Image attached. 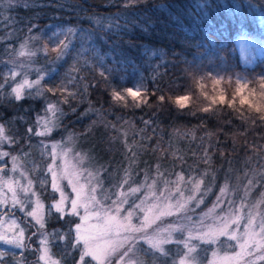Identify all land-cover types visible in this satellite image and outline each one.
<instances>
[{
	"label": "trees",
	"instance_id": "1",
	"mask_svg": "<svg viewBox=\"0 0 264 264\" xmlns=\"http://www.w3.org/2000/svg\"><path fill=\"white\" fill-rule=\"evenodd\" d=\"M20 5L4 13L10 21L0 23V52L16 56L23 38L39 41L33 60L42 67L37 72H44L40 89L55 100L59 96V127L98 155L107 190L147 178L173 182L182 174L202 182L212 178L216 187L223 181L245 183V193L264 204L260 112L193 115L168 99L196 91L198 82L210 91L211 81L201 79L209 74L243 82L264 77V0H20ZM68 28L79 38L61 57L45 38ZM243 38L263 48L252 61L239 53ZM83 49L89 51L81 55ZM137 79L147 103L112 99L113 88L123 91ZM7 87L0 90V106L8 114L7 101L23 112L27 99H5ZM50 87L57 91H47ZM69 236L71 230V244ZM73 249L78 255L79 246ZM67 254L59 257L72 264L75 255ZM166 258L158 254L155 264Z\"/></svg>",
	"mask_w": 264,
	"mask_h": 264
},
{
	"label": "rangeland",
	"instance_id": "2",
	"mask_svg": "<svg viewBox=\"0 0 264 264\" xmlns=\"http://www.w3.org/2000/svg\"><path fill=\"white\" fill-rule=\"evenodd\" d=\"M45 39L53 51L56 40L61 38L53 35ZM252 40L243 38L239 42L240 55L251 56L245 61H252L263 52L262 47L251 46ZM34 41L39 42L23 38L16 56H6L5 49L0 52V83L12 70L21 72L17 82L25 72L30 80L44 76L42 70L37 72L42 67L34 62L35 55L31 59L18 56L22 44L36 53L42 45L35 46ZM12 61H16L17 66ZM21 63L23 68L18 66ZM259 78L244 82L237 78L241 94L258 100L264 92L257 83ZM7 86L5 99L17 101L9 95L11 87ZM63 86L67 90L68 85ZM129 87L141 88V100L147 97L139 79L126 88ZM51 96L44 95L41 89L39 93L36 89H25L27 101L23 112H18L19 107L7 101L8 114L6 106H0V124L17 141L4 143L0 150L18 157L16 162H12L10 156L0 160V165L6 166L0 173V181H14L23 208L20 211V206L16 207L20 214L9 216V212H3L0 215V259L4 264L16 261L64 264L59 254L68 255L72 251L75 255L73 246L76 245L80 251L72 264H155L160 253L167 257L162 261L165 264H264V204L258 197L245 193V183L235 181L230 185L223 181L216 187L212 178L202 182L199 177L179 174L173 182L147 178L118 187L115 192L107 190L98 155L86 148L68 128L55 127L46 137L28 133L29 127L36 131V118L45 114L47 105L58 103L59 96H55L57 100ZM125 99L133 102L131 97L125 96ZM15 120L22 125L15 124ZM13 163L18 165L15 172ZM0 192L3 193L0 199L11 197L7 188L0 186ZM32 212L37 213V219H43V228L27 215ZM11 219H16L24 228L22 234L17 230L12 235L16 229L9 230V225L5 224ZM68 229L72 232L71 244H68ZM35 232L38 235H34ZM39 240L47 242L42 247ZM29 247L40 251H27ZM167 249L173 250L174 256L163 252ZM38 255L43 257L39 261ZM85 256L91 262L88 263Z\"/></svg>",
	"mask_w": 264,
	"mask_h": 264
},
{
	"label": "snow or ice",
	"instance_id": "3",
	"mask_svg": "<svg viewBox=\"0 0 264 264\" xmlns=\"http://www.w3.org/2000/svg\"><path fill=\"white\" fill-rule=\"evenodd\" d=\"M129 2L131 3L132 0H129ZM17 6H21L20 5V0H0V23H2L3 21H10L9 16L5 15L4 13L8 10H11L14 7ZM25 7H27V5H23ZM35 25H32V28H29V32L32 31L33 28H35ZM53 35H56V33H54ZM60 37H62V39H59L58 44L56 45V48L59 50V56H63L65 55L68 50L73 46L74 41L79 38L78 37V33L76 30H74L73 28H68L66 30H64L60 35ZM85 41H87L88 39H83ZM87 51H89V49H83V52L81 53V55H83L84 53H86ZM35 55V52H32L31 50L27 49L25 45H21L20 46V50L18 52V56L19 57H26L28 59H31L32 56ZM12 63L14 64V66L16 65V61H12ZM19 67L23 68L24 65L21 63L20 65H18ZM21 75L20 71H16V70H12L10 72V74H6L4 77V81L3 83H0V90H3L4 86L7 84L11 87V92L9 93V95L14 96L15 100L20 101L21 99L24 98L25 95V89H36L37 92L39 93L40 91V81L41 79H43V76L41 75L38 79L36 80H30L28 79V74L25 72L24 76L21 80H19L18 82L16 81L17 76ZM101 75H105V73H101ZM203 79V78H201ZM71 82V81H69ZM222 81L220 79H214L212 80V86L214 89H219L217 96L216 97H211V99H213V101L215 102L216 99H219L221 102H223L224 100V96H223V89L219 88V86L221 85ZM258 85L264 89V77H260L259 81L257 82ZM198 86L203 89L206 87L205 83H201L198 82ZM245 88H247V85L244 86ZM63 91V89H61ZM47 91L53 92L55 93L57 91V89L54 88H49L47 89ZM29 95H31V93H28ZM206 94V93H205ZM69 95H72V93H69ZM143 93L141 91V88L138 87H129V88H125L123 89V91L117 90L115 88L112 89L111 91V96L112 99L119 103V102H124L125 101V96L131 97L133 101H140L141 97H142ZM235 95H240L241 99H240V103L243 104H247L248 108L252 111H256V112H260V113H264V92L261 93L259 99H248L247 97L243 96L241 94V89H240V85H239V81H238V86H237V92L235 93ZM160 100H164V97L161 96ZM66 102V100H65ZM144 102V101H143ZM176 103L178 105H180L181 107H183V105L185 103H187V98L186 97H182L180 99H177ZM135 106H139V104H136ZM57 113H60L62 115V111L59 108L58 103H49L47 105V108L45 110V114L44 115H38L36 118V131L33 132L32 127L28 128V133L30 135H35L38 137H46L48 135L51 134L53 128L58 127L59 126V116H57ZM149 122H145V124L147 125ZM69 136H71V134H69ZM17 141L15 140V138L13 136H10L7 134V130L5 128L4 125L0 124V146H2L4 143H8V144H14ZM41 143H43V141H41ZM45 149H47V145H44ZM27 155V154H25ZM11 157L12 162H16L18 161V157L11 155L9 152L7 151H2L0 150V160H3L4 157ZM4 167L6 166H2L0 165V173H2L4 171ZM17 163H13V168L12 171L15 172L17 170ZM0 186L7 188L8 192L11 193V197H7L4 196L2 199H0V206L9 204L11 205L12 208H16L18 205L20 206V202L17 198V185L14 183V181L11 180H2L0 181ZM0 195H3L2 192H0ZM43 207V205H41V208ZM20 211H23V208L20 206ZM7 215L11 216L13 215L11 212L7 213ZM28 216H31L33 221L35 222V224L40 225L41 228L44 227V221L43 219H37V213L36 212H32V213H27ZM63 219V217H61ZM8 222H6L5 224L9 225V230L11 229H16V231L12 232V235H15L17 233V230H19V232L22 234L25 230L23 227H20L19 224H17L16 219H11L6 220ZM4 224V225H5ZM4 225L2 227H4ZM34 235H38L37 232L34 233ZM46 240H39L38 243L43 247L46 244ZM27 251H37L39 253L40 249H32L31 247L26 249ZM44 253L46 254L48 249L45 247L43 248ZM43 257L38 255L37 257V261H39L40 259H42ZM0 264H4V260L0 259ZM15 264H21L20 261H16Z\"/></svg>",
	"mask_w": 264,
	"mask_h": 264
},
{
	"label": "clouds",
	"instance_id": "4",
	"mask_svg": "<svg viewBox=\"0 0 264 264\" xmlns=\"http://www.w3.org/2000/svg\"><path fill=\"white\" fill-rule=\"evenodd\" d=\"M220 79L222 81L219 88L223 89V96L224 100L221 102L219 99H216L215 102L211 97H216L219 89H214L213 86L211 87V90L209 91L208 85L206 84V87L201 89L197 85V90L192 91L189 89V91L183 95H178L175 98L169 97V101L178 109L184 110V109H191L192 114L195 115L197 112L200 113H209V112H220L222 110H231L234 112H247L249 110L247 104H241L240 95H235L237 92V86L238 81L230 80L227 77H215L209 74L207 77H203L205 81H211L214 79ZM206 93V94H205ZM182 97L187 98V103L181 107L176 103L177 99H180ZM144 103H147V100H144ZM139 107V106H137ZM262 119H264V113H257Z\"/></svg>",
	"mask_w": 264,
	"mask_h": 264
},
{
	"label": "flooded vegetation",
	"instance_id": "5",
	"mask_svg": "<svg viewBox=\"0 0 264 264\" xmlns=\"http://www.w3.org/2000/svg\"><path fill=\"white\" fill-rule=\"evenodd\" d=\"M5 119V118H4ZM0 121H1V119H0ZM5 121H6V119H5ZM15 124H18V125H22V122H20L19 123V121L18 120H15ZM3 212H11V213H13V214H17V213H19L20 214V212H19V210L18 209H12L11 208V206L8 204H6V205H4L2 208H0V215H1V213H3Z\"/></svg>",
	"mask_w": 264,
	"mask_h": 264
}]
</instances>
